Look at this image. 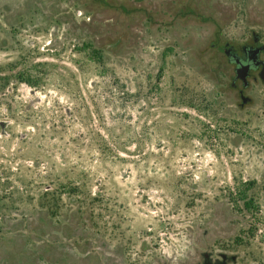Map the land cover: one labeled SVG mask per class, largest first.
<instances>
[{
	"label": "rangeland",
	"instance_id": "rangeland-1",
	"mask_svg": "<svg viewBox=\"0 0 264 264\" xmlns=\"http://www.w3.org/2000/svg\"><path fill=\"white\" fill-rule=\"evenodd\" d=\"M255 37L264 0H0V264H264Z\"/></svg>",
	"mask_w": 264,
	"mask_h": 264
},
{
	"label": "flooded vegetation",
	"instance_id": "flooded-vegetation-1",
	"mask_svg": "<svg viewBox=\"0 0 264 264\" xmlns=\"http://www.w3.org/2000/svg\"><path fill=\"white\" fill-rule=\"evenodd\" d=\"M255 45L250 46H244L242 47V54H239L234 47H230L227 49V53L230 57V60L233 61V63L236 65V71L238 69H242L243 65H251L250 67L253 68L254 62H256L258 65V68H255L256 70H251V72L248 75H251V73L259 72V77L261 79H264V72L259 70L262 68L260 62V54L264 51V44L260 43V39L258 37L254 38ZM260 49V51H257ZM254 61V62H253Z\"/></svg>",
	"mask_w": 264,
	"mask_h": 264
},
{
	"label": "water",
	"instance_id": "water-1",
	"mask_svg": "<svg viewBox=\"0 0 264 264\" xmlns=\"http://www.w3.org/2000/svg\"><path fill=\"white\" fill-rule=\"evenodd\" d=\"M257 51H260V49H258ZM254 62V61H253ZM260 63V62H259ZM258 65L259 64H257L256 62H254V65H253V67L254 68H256V67H258ZM263 65H264V63H263ZM251 65H243L242 66V69H238L237 70V72H238V75H239V78L243 81V83H244V87H247V80H246V78H247V75H248V72H249V70L251 69V67H250ZM263 72H264V69H263ZM246 99H244V101H245Z\"/></svg>",
	"mask_w": 264,
	"mask_h": 264
}]
</instances>
